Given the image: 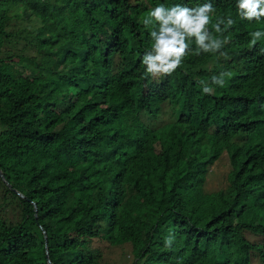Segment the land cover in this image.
<instances>
[{
  "label": "trees",
  "instance_id": "1",
  "mask_svg": "<svg viewBox=\"0 0 264 264\" xmlns=\"http://www.w3.org/2000/svg\"><path fill=\"white\" fill-rule=\"evenodd\" d=\"M205 2L0 0V264H264V20L211 0L227 56L143 75L149 11Z\"/></svg>",
  "mask_w": 264,
  "mask_h": 264
},
{
  "label": "clouds",
  "instance_id": "2",
  "mask_svg": "<svg viewBox=\"0 0 264 264\" xmlns=\"http://www.w3.org/2000/svg\"><path fill=\"white\" fill-rule=\"evenodd\" d=\"M236 8L242 20L249 22L264 20V0H236ZM215 11L211 0L194 7L182 4L168 7L161 3L152 8L143 19V24L149 28L152 41L150 49H147L141 58L144 77L159 81L171 75L181 68L190 53L197 56L204 53L226 57L227 53L222 49L228 43L227 38H218L213 32L223 36L235 21L230 16L216 17L213 20ZM249 36L250 46L255 47L264 37V31L256 30L250 32ZM193 41L194 49L191 46ZM261 54H264V48L261 49ZM230 76V71H221L211 77V83L200 81L203 93L212 94L214 92L212 85L225 86V78ZM171 243V238L166 239V245L170 246Z\"/></svg>",
  "mask_w": 264,
  "mask_h": 264
},
{
  "label": "rangeland",
  "instance_id": "3",
  "mask_svg": "<svg viewBox=\"0 0 264 264\" xmlns=\"http://www.w3.org/2000/svg\"><path fill=\"white\" fill-rule=\"evenodd\" d=\"M229 170H230V166L226 164L224 158L214 163L207 177V181L205 183V189L210 191V190H215V189L226 187L228 184ZM249 237L253 241L261 240L259 236L252 234V233H249ZM114 250H117V247ZM118 250H121V248H118ZM122 257L123 259H121V256H115V254L111 255V258L114 261L122 263V264H125V262H128V264H130L133 260L132 255L129 253L125 256L122 255ZM253 264H260V259L258 257H254Z\"/></svg>",
  "mask_w": 264,
  "mask_h": 264
},
{
  "label": "water",
  "instance_id": "4",
  "mask_svg": "<svg viewBox=\"0 0 264 264\" xmlns=\"http://www.w3.org/2000/svg\"><path fill=\"white\" fill-rule=\"evenodd\" d=\"M0 174L3 175V172L1 171V169H0Z\"/></svg>",
  "mask_w": 264,
  "mask_h": 264
},
{
  "label": "bare ground",
  "instance_id": "5",
  "mask_svg": "<svg viewBox=\"0 0 264 264\" xmlns=\"http://www.w3.org/2000/svg\"><path fill=\"white\" fill-rule=\"evenodd\" d=\"M3 176V175H2Z\"/></svg>",
  "mask_w": 264,
  "mask_h": 264
}]
</instances>
